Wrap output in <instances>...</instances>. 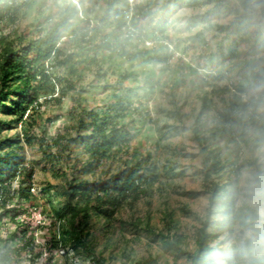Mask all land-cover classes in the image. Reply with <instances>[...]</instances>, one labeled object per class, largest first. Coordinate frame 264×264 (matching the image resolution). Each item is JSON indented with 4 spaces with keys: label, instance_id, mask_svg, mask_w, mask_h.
I'll list each match as a JSON object with an SVG mask.
<instances>
[{
    "label": "rangeland",
    "instance_id": "obj_1",
    "mask_svg": "<svg viewBox=\"0 0 264 264\" xmlns=\"http://www.w3.org/2000/svg\"><path fill=\"white\" fill-rule=\"evenodd\" d=\"M242 1L134 0L136 9L134 15L131 12L126 13L121 18L122 21H130L133 16L131 21L135 23H132V27L139 32L137 25L142 24L148 36L140 46L152 43L154 47L161 44L173 45L170 49L175 52V57L168 64L146 62L137 58L127 60L106 53L100 46H93L90 51L91 55L98 54L100 57H97V60H83L76 75L72 74L67 66L63 67L60 63H56L55 59L46 64L47 69L56 77L63 79L57 82L54 89L52 86L44 87L40 94L41 107L35 114L30 116L25 114L22 121L12 128L0 124L2 131L0 139L20 136L26 164L33 165L36 169L32 190L36 194L32 199L36 207H33L29 214H22L18 218L19 221L31 222V227L35 229L31 237L35 241V252L40 254L34 255L36 259L38 258L36 264L49 262L50 264H93L91 258L73 252L70 244L66 247L51 248L54 238L59 239V224L50 227L52 216L46 202L49 194L45 193V189H50L51 194L60 195L63 190H67V183L73 178L79 177L91 181L107 178L123 168L126 162L122 154L115 153L114 157L108 160L94 161L90 165L88 156L79 144L75 142L70 144L71 149L66 154H61L59 148L55 147L54 139L58 134L64 133L74 139L87 135L89 131L80 124L87 110L104 109L106 103L116 94L119 92L125 94L130 88L142 86L149 78L156 83L154 92L137 89L141 95L135 96L136 101L142 99L143 107L140 113L145 116L142 117L143 124L138 123L135 126L137 136L132 141V146L137 147L142 154H152L154 162L159 167L163 184H155L152 194H144L138 202L125 204L112 219H107L102 214L93 216L91 219L93 242L96 252L103 253L109 264L136 262L191 264L189 256L168 250L163 245L159 233H169L168 226L163 220V213L168 207L174 211L175 218V229L171 233L178 231L188 238L182 246L187 252L193 253L198 248L197 231L202 227V222L207 216L211 197V190L205 181V168L209 156L194 137V125L203 104L200 92L210 91L211 94L210 109L205 114L208 116L210 126L221 121L219 114L228 112L233 100L231 91L222 90V85H231V80L228 78L226 82L221 83L211 74L216 77L222 70L229 71L231 76L239 75L240 67L252 65L258 67V71L264 74V0L254 1L250 9L244 8ZM67 4L76 7L81 18L83 14L85 17L89 16L92 25L100 22L107 9L106 2L88 5L85 0H30L29 2L17 0L14 14L0 21V38L9 37L18 45L24 37H26L25 43L38 42L44 35L43 27L46 28L52 21H56L60 13L67 8ZM60 5H62L61 9H59ZM136 7L141 9V14ZM148 10L151 13L145 14L144 12ZM156 12L160 14L153 18L155 22L152 24L146 22L151 21L153 13ZM241 14L250 22H261V35L255 32V27L252 28L250 35L242 32L237 37L228 36L229 32L212 28V25H232ZM138 15L141 16L137 17ZM116 17L118 16L111 17L112 19H109L111 22L106 24L109 31L121 33L119 27H114V22L118 21ZM162 21H167V26L164 28ZM147 40L149 44L146 43ZM234 47L237 49V54L231 58L229 53ZM72 49H75L74 45ZM63 51L67 53L68 48L65 47ZM207 57L208 59L205 60ZM202 60L204 66L200 65ZM38 62L39 60L36 64ZM187 64L200 67L199 72L196 75L192 73V76L191 72L184 69ZM101 70L102 74L107 72V75L99 76L98 71ZM127 73L129 76L124 80L123 76ZM202 76L207 80L205 81ZM263 77L259 79L257 77L258 86H255V78L250 77L251 83L255 82L253 88L246 95L244 94L245 98L255 95L260 101L264 97L256 94L264 87ZM258 112L260 116L264 115V105ZM11 119L12 116L0 111V120ZM32 121L37 123L35 128L30 127ZM124 121L119 120V123ZM165 123L177 128L174 131L166 129V136L161 139L156 128L162 127ZM28 132L32 135L31 144L24 135ZM245 132L250 135L251 140L241 141L239 152L235 145L236 139L233 137L218 134L215 139L217 145L214 144L222 149L224 159L239 166L237 209L245 205L250 206L248 201L251 198L252 184L258 177L264 176V139L259 133L254 135L253 129ZM49 150L59 154L60 159L51 158L48 154ZM133 157L138 159L140 156L133 155ZM169 160L172 161L175 171H185V174L168 177L164 166ZM22 177L18 176L12 181L10 207L26 200L19 199L18 195L16 198L14 195L23 182ZM24 187L27 188V184ZM149 215L152 216L151 224L157 234L145 228ZM0 217H2L0 243H4L5 239L12 238L16 224L12 219L13 216L7 215L1 206ZM213 217L215 218L216 215ZM136 219H142L143 224H139V227L133 225V222H137ZM42 224H45V228L37 227ZM242 226L238 223L233 232L225 233L211 244H220L227 250L233 245L240 246L237 233ZM15 243H17L16 239L12 241L13 245ZM14 260L19 261V264H33L30 252H24L22 257ZM240 261L232 263L222 260L220 264H240Z\"/></svg>",
    "mask_w": 264,
    "mask_h": 264
},
{
    "label": "trees",
    "instance_id": "obj_2",
    "mask_svg": "<svg viewBox=\"0 0 264 264\" xmlns=\"http://www.w3.org/2000/svg\"><path fill=\"white\" fill-rule=\"evenodd\" d=\"M254 1L262 2V0H243L242 6L250 9ZM16 2L17 0H0V21L14 14ZM101 2L107 3V9L105 16L96 25L91 24L92 19L89 16L86 19L81 18L79 10L71 4L69 6L67 4V8L60 13V17L56 21H52L53 23L51 22L46 28L43 27L44 35L39 38L38 42L25 43L26 37H24L18 45L9 37L0 38V111L12 116L9 121L0 120V124L12 128L16 123L22 121L25 114L30 116L39 110L41 107L40 94L44 87L52 86L54 89L57 82L63 79L56 77L46 67V64L54 59L56 63H60L63 67L67 66L69 71L76 75L83 60H97V57H100L98 54H90L93 46L103 47L106 53L109 52L108 54L117 55L127 60L137 58V60L146 62L168 64L175 57V52L170 49L173 45L140 46V43L144 42L148 36L144 32L142 24L137 25L140 32L136 30L134 36L127 35L129 25L121 18L125 16L128 9V0H90L88 5L91 3L98 5ZM61 8L62 5L59 9ZM136 8L141 14V9ZM144 13L150 14L151 11L148 10ZM159 14L153 13L151 21L146 22L154 23L153 18ZM115 16L119 17H117L118 21L114 22V27H119L121 33L108 30L106 23L111 22L109 19L115 18ZM130 22L131 24L135 23V21ZM161 23L163 28L167 26V21ZM253 27H255V32L261 35V22H250L243 14L239 15V19L232 25H212V28L229 32L228 36L234 37L239 36L242 32L245 35H250ZM62 44L64 46H61ZM72 45L75 46V49H72ZM62 47L68 48L67 53H64ZM77 54L81 56H77ZM236 54L237 49L234 47L231 49L229 57L232 58ZM84 56L85 59H83ZM207 59L208 57L205 60ZM38 60L39 62L36 64ZM200 65L204 66V60ZM240 68L239 75L231 76L229 71L222 70L216 77L211 74L221 83L226 82V79L229 78L231 80V85L228 84L230 87L227 84L222 85V90L233 93L230 110L219 114L221 121L212 126H210L208 116L205 115L211 105L210 91L200 92L203 104L202 111L194 125V137L209 156L205 168V181L211 190V197L207 216L202 222V227L197 231L198 248L195 252H187L182 247L188 239L184 234L178 231L171 233L175 229L174 211L167 207L163 213V220L169 230L167 234L159 233L163 245L168 250L189 256L191 264H220L222 260L235 263L241 260L240 246L233 245L230 250H227L223 249L220 244L212 245L211 242L220 239L227 232H233L238 223L245 225L254 218V209L251 206L245 205L243 208L237 209L236 189L240 184L239 166L224 159L222 149L215 146L217 145L215 139L218 134H221L235 138V145L239 152L241 141L249 142L251 140L250 135L245 131L252 129L254 135L259 133L264 139V123L260 120V118H264V115L261 117L258 112L259 108L264 105V87L259 91L260 93H256L263 97L260 101L255 95L244 97V94L246 95L254 86L255 81L253 80L254 82L251 83L250 77L256 80L257 77L259 79L264 74L259 72L255 65ZM184 69L191 72L193 76L199 72L200 67L187 64ZM33 72L34 74H32ZM98 75L106 76L107 72L102 74L101 70L98 71ZM128 76L129 73L124 74L123 79L126 80ZM203 79L205 80L204 77ZM258 83L256 80L255 86H258ZM135 87L128 89L125 94L123 92L116 94L102 110H87L80 121L81 127L87 128L89 131L87 135L74 139L65 133L58 134L53 141L55 147H58L62 152L61 154H66L71 149L70 144L74 142L79 144L82 151L88 156L90 165L94 161L108 160L114 157L115 153L122 154L126 159L124 167L112 173L110 177L94 181L79 177L73 178L68 181L67 190H63L60 195L51 194L50 189H45V193L49 194L46 202L52 216L50 227L59 224V239L54 238L51 248L66 247L67 244H70L73 252L82 253L86 258H91L93 264L109 263L103 253L96 252L91 230L92 217L102 214L105 218L112 219L125 204L138 202L144 194H152L155 184H163L160 179L159 167L154 162L152 154H142L137 147L132 146V141L137 136L135 126L138 123L143 124L142 120L145 116L140 113L143 107L142 99L139 101L135 99V96L140 97L141 95L137 89L142 91L148 89L154 92L156 83L149 78L142 86ZM119 120L125 121L119 123ZM36 125L37 123L32 121L30 127L35 128ZM176 128V126L165 123L162 127L157 126L156 129L162 139L166 136V129L174 131ZM1 134L0 130V136ZM24 135L27 136V140L31 144L33 142L31 133L28 132ZM66 140L68 141L65 142ZM21 144L20 136L0 139V206L7 212V215L13 216L12 219L16 224L12 238H7L6 242L0 243V264H19V261L14 258L22 257L24 252H30L31 261L36 264L35 261L38 258L36 259L34 255H40L35 252V241L31 237L35 229L31 227V222L18 220L19 216L29 214L30 210L36 207L32 203V199L36 196L32 191L36 169L33 165L26 164L23 155L24 147ZM48 154L54 160L60 159L59 154L53 153L52 150H49ZM133 155L140 157L135 159ZM164 169L168 177L185 174V171H175L171 160L164 166ZM18 176H23V182L14 195L16 198L18 195L19 199L26 200L10 207L12 181L16 180ZM25 184H27V188L24 187ZM214 215H216L215 218ZM1 220L2 217H0ZM136 221L138 223L133 222L136 227L143 224L142 219H136ZM151 222L152 216L149 215L145 228L147 231L156 233ZM37 227L45 228V224L37 225ZM14 239L17 240L15 245L12 244ZM50 250L52 251V249ZM248 256L258 259L251 251L248 252ZM46 264H50V262ZM135 264H142V262Z\"/></svg>",
    "mask_w": 264,
    "mask_h": 264
},
{
    "label": "clouds",
    "instance_id": "obj_3",
    "mask_svg": "<svg viewBox=\"0 0 264 264\" xmlns=\"http://www.w3.org/2000/svg\"><path fill=\"white\" fill-rule=\"evenodd\" d=\"M85 1L86 3H88V1L90 0ZM130 9L131 4L129 1V6L126 13H129ZM133 9L134 15L135 4L133 6ZM132 17L130 21L132 20ZM86 18L88 17H85L83 14V19ZM130 21H127L129 25V28L127 29V35H131V33L136 32L135 28L133 29ZM151 46H153V44ZM260 120H262L264 123V118H260ZM250 195L251 198L248 203L254 209V218L247 224L243 225L237 233V239L240 244L242 256L240 264H264V176L257 178L253 182ZM249 251H251L256 257H258V259H250L248 256Z\"/></svg>",
    "mask_w": 264,
    "mask_h": 264
},
{
    "label": "built area",
    "instance_id": "obj_4",
    "mask_svg": "<svg viewBox=\"0 0 264 264\" xmlns=\"http://www.w3.org/2000/svg\"><path fill=\"white\" fill-rule=\"evenodd\" d=\"M130 1V4H131V9H130V11L129 12H131L132 13V15H133V11H134V9H133V6H134V0H129ZM129 14V13H128ZM131 35H134V33H131ZM146 43H148L149 44V42L148 41H146ZM153 44V43H152ZM151 44V45H152ZM150 45V46H151Z\"/></svg>",
    "mask_w": 264,
    "mask_h": 264
}]
</instances>
